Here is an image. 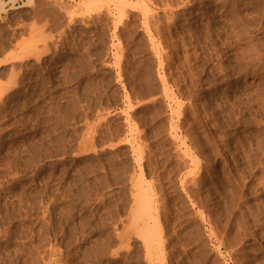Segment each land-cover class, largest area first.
Wrapping results in <instances>:
<instances>
[{"label":"rangeland","instance_id":"374dc122","mask_svg":"<svg viewBox=\"0 0 264 264\" xmlns=\"http://www.w3.org/2000/svg\"><path fill=\"white\" fill-rule=\"evenodd\" d=\"M0 5V264H264V0Z\"/></svg>","mask_w":264,"mask_h":264},{"label":"bare ground","instance_id":"6f19581e","mask_svg":"<svg viewBox=\"0 0 264 264\" xmlns=\"http://www.w3.org/2000/svg\"><path fill=\"white\" fill-rule=\"evenodd\" d=\"M153 1V0H152ZM172 1V0H171ZM174 1V0H173ZM181 1V0H180ZM60 2H62V1H60ZM81 2V1H80ZM157 2V1H156ZM176 2V1H175ZM183 2V1H182ZM221 2V1H220ZM223 2V1H222ZM59 3V2H58ZM64 3V2H63ZM92 3V2H91ZM119 3H122V2H119ZM159 3V2H158ZM168 3V2H167ZM53 4H56V1H55V3H53ZM125 4V2H123V5ZM172 3H170V5H171ZM187 4V3H186ZM234 4V3H233ZM57 5V4H56ZM68 5V4H67ZM89 5V4H88ZM119 5V4H118ZM128 6H129V4H127ZM224 5V4H223ZM1 6V5H0ZM4 6V5H3ZM48 6V5H47ZM46 6V7H47ZM59 6H61V5H59ZM191 6V5H190ZM197 7V6H196ZM119 8V7H118ZM124 8H125V5H124ZM177 8V7H176ZM185 8V7H184ZM41 9H43V8H41ZM40 9V10H41ZM48 9H51V8H48ZM58 9H59V7H58ZM197 9H198V7H197ZM206 9V8H205ZM37 10V9H36ZM52 11H53V9H51ZM55 10V9H54ZM119 10V9H118ZM175 10V9H174ZM187 10V9H186ZM45 11V10H44ZM46 11H47V9H46ZM120 11V13H119V15L121 16V14L124 12H122L121 13V11L122 10H119ZM173 11V10H172ZM237 11V10H236ZM54 12V11H53ZM62 12V11H61ZM68 12V11H67ZM69 12H70V10H69ZM147 12H149V9H147ZM146 12V14H149V13H147ZM163 12H165V11H163ZM224 12V11H223ZM48 13H50V12H48ZM57 13V12H56ZM71 13V12H70ZM203 13V12H202ZM207 13V12H206ZM230 13H232V12H230ZM238 13V12H237ZM41 14V13H40ZM61 14V13H60ZM60 14H58V15H60ZM65 14V13H64ZM200 14V13H199ZM52 15V14H51ZM55 15V14H54ZM155 15V14H154ZM181 15V14H180ZM233 15V14H232ZM238 15V14H237ZM53 16V15H52ZM62 16H63V12H62ZM56 17V16H55ZM59 17V16H58ZM58 17H57V19H58ZM167 17V16H166ZM150 18V17H149ZM154 18V17H153ZM206 18H207V16H206ZM215 18V17H214ZM258 18V17H257ZM51 19H52V17H51ZM54 19V18H53ZM151 19V18H150ZM157 19V18H156ZM59 20V19H58ZM155 20V19H154ZM251 20H252V18H251ZM250 20V21H251ZM148 21V20H147ZM244 21V20H243ZM151 22H153V20L151 21ZM156 22V21H155ZM203 22V21H202ZM229 22V21H228ZM57 23H59V22H57ZM243 23V22H242ZM54 24V23H53ZM156 24H158V23H156ZM246 24V23H245ZM253 24V23H252ZM153 25H154V23H153ZM159 25H160V23H159ZM159 25H157V26H159ZM157 26H155L156 28H157ZM204 26V25H203ZM248 26V25H247ZM218 27V26H217ZM252 27V26H251ZM244 28V27H243ZM149 29V28H148ZM242 29V28H241ZM247 29V28H246ZM200 30V29H199ZM148 31V30H147ZM157 31V30H156ZM163 31V30H162ZM223 31V30H222ZM221 31V32H222ZM248 31V30H247ZM220 32V33H221ZM231 32V31H230ZM206 33H208V32H206ZM227 33V32H226ZM248 33V32H247ZM247 33H245V34H247ZM204 35V34H203ZM209 36H211L212 37V35H209ZM247 36H248V34H247ZM196 37V36H195ZM256 37V36H255ZM192 39V38H191ZM213 39V38H212ZM258 39V38H257ZM194 40V39H193ZM206 40V39H205ZM3 41V40H2ZM196 41H199V40H196ZM201 41V40H200ZM226 41V40H225ZM230 41V40H229ZM249 41V40H248ZM5 42V41H4ZM9 42H11V41H9ZM245 42H247V41H245ZM251 42V41H250ZM258 42H259V40H258ZM152 43V42H151ZM209 43V42H208ZM223 43V42H222ZM226 43V42H225ZM243 43H244V41H243ZM253 43V42H252ZM207 44V43H206ZM187 45V44H186ZM200 45V44H199ZM235 45V44H234ZM247 45H248V43H247ZM261 45V44H260ZM201 46V45H200ZM212 46V45H211ZM220 46V45H219ZM223 46V45H222ZM253 46V45H252ZM255 46V45H254ZM258 46V45H257ZM0 47H2V46H0ZM30 47V46H29ZM154 47H155V45H154ZM184 47H185V45H184ZM233 47V46H232ZM246 47V46H245ZM260 47V46H259ZM25 48V47H24ZM27 48V47H26ZM208 48V47H207ZM207 48H206V50H207ZM251 48V47H250ZM29 49V48H28ZM32 50L34 49V48H31ZM257 49V48H256ZM23 49L21 48V51H22ZM30 50V49H29ZM28 50V51H29ZM209 50V49H208ZM214 50V49H213ZM228 50V49H227ZM263 50V49H262ZM18 51V50H17ZM201 51H202V48H201ZM256 51V50H255ZM260 51V50H259ZM19 52V51H18ZM31 52V51H30ZM30 52H28V53H30ZM159 52V51H158ZM204 52V51H203ZM213 52V51H212ZM215 52V51H214ZM232 52V51H231ZM252 52V51H251ZM26 53V52H25ZM36 52H34V54H35ZM240 53V52H239ZM254 53V52H253ZM255 53H257V52H255ZM33 54V53H32ZM33 54V55H34ZM39 54V53H38ZM198 54V53H197ZM217 54V53H216ZM219 54V53H218ZM242 54V53H241ZM28 55H30V54H28ZM37 55V54H36ZM262 55V54H261ZM23 56V55H22ZM21 55H20V57H22ZM191 56V55H190ZM246 56V55H245ZM244 56V57H245ZM257 56V55H256ZM260 56V55H259ZM27 57V56H26ZM25 57V58H26ZM210 57V56H209ZM251 57V56H250ZM23 58V57H22ZM28 58V57H27ZM29 58H31V57H29ZM168 58V57H167ZM214 58V57H213ZM12 59H17V57L16 58H12ZM24 59V58H23ZM22 59V60H23ZM38 59V58H37ZM163 59H165V58H163ZM244 59V58H243ZM253 59V58H252ZM13 60V61H14ZM187 60V59H186ZM188 60H190V58L188 59ZM210 60V59H209ZM39 61V60H38ZM166 61V60H165ZM253 61V60H252ZM257 61V60H256ZM192 62V61H191ZM249 62V61H248ZM13 63V62H12ZM187 63V62H186ZM37 64V63H36ZM167 64H168V62H167ZM215 64V63H214ZM252 64V63H251ZM14 65V64H13ZM31 65V64H30ZM245 65H247V64H245ZM191 66V65H190ZM224 66V65H223ZM13 67V66H12ZM166 67V66H165ZM254 67V66H253ZM13 68H15V67H13ZM167 68V67H166ZM243 68V67H242ZM255 68V67H254ZM15 70V69H14ZM229 70V69H228ZM11 71H12V68H11ZM16 71V70H15ZM14 71V72H15ZM168 71H169V69H168ZM182 71V70H181ZM13 72V74H14V76H15V78H16V72L14 73ZM180 72V71H179ZM184 72V71H183ZM191 72V71H190ZM229 72V71H228ZM240 72V71H239ZM1 73V72H0ZM12 73V72H11ZM18 73V72H17ZM20 73V72H19ZM18 73V74H19ZM11 75V74H10ZM180 75H182V73L180 74ZM224 75V74H223ZM228 75V74H227ZM19 76V75H18ZM164 76V75H163ZM234 76V75H233ZM12 77V76H11ZM165 77V76H164ZM182 77V76H181ZM192 77V76H191ZM161 78V77H160ZM228 78V77H227ZM234 78V77H233ZM18 79V78H17ZM191 79V78H190ZM11 80H12V78H11ZM16 80V79H15ZM22 80V79H21ZM181 80H182V78H181ZM180 80V81H181ZM210 80V79H209ZM224 81V80H223ZM234 81V80H233ZM12 83H13V81H11ZM161 82H163V81H161ZM11 83V84H12ZM14 83H16V81L14 82ZM166 83V82H165ZM164 83V84H165ZM175 83V82H174ZM206 83V82H205ZM178 84V83H177ZM243 84V83H242ZM263 84V83H262ZM15 85V84H14ZM167 85V84H166ZM180 85V84H179ZM225 85V84H224ZM16 86V85H15ZM167 87V86H166ZM179 87V86H178ZM164 88V87H163ZM225 89V88H224ZM183 90V89H182ZM7 91V90H6ZM179 91V90H178ZM186 91H188V90H186ZM217 91V90H216ZM225 91V90H224ZM3 92V91H2ZM1 93V92H0ZM165 93V92H164ZM185 93V92H184ZM189 93V92H188ZM240 94H241V92H240ZM244 94V93H243ZM168 94L167 93H165V96H167ZM192 95V94H191ZM216 95V94H215ZM182 96V95H181ZM180 96V97H181ZM184 96H185V94H184ZM190 96V95H189ZM244 96V95H243ZM262 96V95H261ZM0 98H1V96H0ZM189 98V97H188ZM187 98V99H188ZM228 98V97H227ZM251 98V97H250ZM259 98V97H258ZM171 99V98H170ZM260 99V98H259ZM180 100V99H179ZM215 100V99H214ZM232 101V100H231ZM256 101V100H255ZM259 101V100H258ZM261 101V100H260ZM4 102V101H3ZM202 102V101H201ZM206 102V101H205ZM211 102V101H210ZM247 102V101H246ZM198 103V102H197ZM196 103V104H197ZM188 104V103H187ZM202 104V103H201ZM252 104V103H251ZM189 105V104H188ZM187 105V106H188ZM243 105V104H242ZM180 106V105H179ZM203 106V105H202ZM223 106V105H222ZM72 107V106H71ZM190 107V106H189ZM195 107V106H194ZM199 107V106H198ZM264 107V106H263ZM1 108V107H0ZM68 108V107H67ZM179 108V107H178ZM201 108V107H200ZM75 109V108H74ZM128 109V108H127ZM129 109H130V107H129ZM224 109V108H223ZM250 109V108H249ZM252 109V108H251ZM67 110V109H66ZM176 110V109H175ZM217 110V109H216ZM263 110V109H262ZM237 113V112H236ZM260 113V112H259ZM172 114V113H171ZM185 114V113H184ZM228 114V113H227ZM129 116V115H128ZM237 116V115H236ZM239 117V116H238ZM247 117V116H246ZM263 117V116H262ZM184 118V117H183ZM209 118V117H208ZM250 118V117H249ZM253 118V117H252ZM260 118V117H259ZM187 120V119H186ZM193 120V119H192ZM173 121V120H172ZM189 121V120H188ZM203 121V120H202ZM189 123V122H188ZM187 123V124H188ZM238 123V122H237ZM243 123V122H242ZM225 124V123H224ZM257 124V123H256ZM260 124V123H259ZM263 124V123H262ZM190 125V124H189ZM188 125V126H189ZM185 126V125H184ZM259 126V125H258ZM171 127V126H170ZM186 127V126H185ZM184 127V128H185ZM134 128V127H133ZM130 129V128H129ZM170 129H172V128H170ZM177 129V128H176ZM264 129V128H263ZM188 131H189V129H188ZM263 131V130H262ZM133 132V131H132ZM132 132H130V133H132ZM134 132H136V131H134ZM259 134V133H258ZM169 135V134H168ZM245 136V135H244ZM140 137V136H139ZM170 137V136H169ZM214 138V137H213ZM222 138V137H221ZM191 139V138H190ZM129 140V139H128ZM134 140V139H133ZM139 140H141V139H139ZM135 141V140H134ZM167 141H169V140H167ZM245 141V140H244ZM182 142V141H181ZM180 142V143H181ZM194 142V141H193ZM241 142V141H240ZM259 142H260V139H259ZM132 144V143H131ZM140 144V143H139ZM242 144V143H241ZM185 146H187V145H185ZM193 146H195V145H193ZM210 146V145H209ZM219 146V145H218ZM142 148V147H141ZM196 148V147H195ZM240 149V148H239ZM252 149V148H251ZM260 149V148H259ZM185 150V149H184ZM196 150H198V149H196ZM218 150V149H217ZM253 151H254V149H253ZM144 152V151H143ZM173 152V151H172ZM217 152V151H216ZM169 153V152H168ZM179 153H181V152H179ZM253 153V152H252ZM140 154V153H139ZM138 154V155H139ZM144 154V153H143ZM171 154V153H170ZM176 154V153H175ZM220 154V153H219ZM247 154V153H246ZM168 155V154H167ZM244 155H245V152H244ZM243 155V156H244ZM261 155H262V153H261ZM193 156V155H192ZM234 156V155H233ZM248 156V155H247ZM149 157V156H148ZM183 157V156H182ZM221 157V156H220ZM245 157V156H244ZM139 158V157H138ZM137 159V158H136ZM148 159V158H147ZM170 159V158H169ZM190 159V158H189ZM138 160V159H137ZM245 160V159H244ZM136 161V160H135ZM198 161V160H197ZM230 161V160H229ZM13 162V161H12ZM19 162V161H18ZM226 162V161H225ZM260 162V161H259ZM172 164V163H171ZM182 164V163H181ZM180 164V165H181ZM184 164V163H183ZM12 165V164H11ZM178 166V165H177ZM12 167H13V165H12ZM24 168V167H23ZM261 169V168H260ZM181 170V169H180ZM185 170V169H184ZM248 171V170H247ZM188 172V171H187ZM264 172V171H263ZM15 173V172H14ZM189 174H190V171L188 172ZM20 174V173H19ZM180 174V173H179ZM178 174V175H179ZM15 175V174H14ZM18 175V174H17ZM141 175H142V173H141ZM193 175V174H192ZM197 175V174H196ZM264 175V174H263ZM14 177H16V176H14ZM13 177V178H14ZM185 177V176H184ZM258 177V176H257ZM260 177V176H259ZM197 178V177H196ZM139 179V178H138ZM198 179V178H197ZM240 179V178H239ZM257 179V178H256ZM259 179V178H258ZM263 179V178H262ZM186 180V179H185ZM13 181V180H12ZM139 181V180H138ZM140 181H141V178H140ZM198 181V180H197ZM239 181V180H238ZM20 182V181H19ZM241 182V181H240ZM261 182V181H260ZM135 183H137V181L135 182ZM134 183V184H135ZM148 183V182H147ZM189 183V182H188ZM15 184V183H14ZM181 184V183H180ZM193 184V183H192ZM263 184V183H262ZM27 185V184H26ZM28 185H30V184H28ZM242 185V184H241ZM250 185V184H249ZM134 186V185H133ZM190 186H192V185H190ZM236 186V185H235ZM243 186V185H242ZM257 186V185H256ZM142 186H140V188H141ZM145 187V186H144ZM186 188H188V185L186 186ZM145 189V188H144ZM239 189V188H238ZM241 189V188H240ZM149 190V189H148ZM148 190L146 191V192H148ZM152 190V189H151ZM187 190V189H186ZM138 191V190H137ZM141 190L139 189V192H140ZM184 191V190H183ZM254 191H255V189H254ZM77 192V191H76ZM143 192V191H142ZM150 192H153V191H150ZM246 192V191H245ZM252 192V191H251ZM258 192H259V190H258ZM136 193V192H135ZM145 193V192H144ZM143 193V194H144ZM253 193V192H252ZM254 193H256V192H254ZM142 194V193H141ZM196 194V193H195ZM147 195V193L145 194V196L143 195V199L141 198V200H139L140 201V206H138V207H140V209L139 210H141V212H138V214L139 213H142L143 214V217L144 216H147V217H145V218H151V216H152V214H151V212H152V210H151V202L149 201V199H152L151 197H147L146 196ZM149 195V194H148ZM153 195V194H152ZM256 195V194H255ZM11 196V195H10ZM257 196V195H256ZM242 197V196H241ZM10 198V197H9ZM20 200V199H19ZM190 200V199H189ZM196 200V199H195ZM194 200V201H195ZM10 202V201H9ZM22 202V201H21ZM19 203V202H18ZM241 203V202H240ZM256 204V203H255ZM261 204H262V202H261ZM22 205V204H21ZM27 205V204H26ZM29 205H30V203H29ZM263 205V204H262ZM17 206V205H16ZM23 206V205H22ZM41 206V205H40ZM160 206V205H159ZM158 206V207H159ZM237 206V205H236ZM245 206V205H244ZM24 207V206H23ZM33 207V206H32ZM42 207V206H41ZM138 207L136 208V210H133V212H131V213H136V212H134V211H137V209H138ZM246 207H247V205H246ZM250 207V206H249ZM16 208V207H15ZM31 208V207H30ZM88 208V207H87ZM244 208V207H243ZM26 209V208H25ZM43 209H44V207H43ZM47 209V208H46ZM49 209V208H48ZM238 209V208H237ZM241 209V208H240ZM248 209V208H247ZM259 209V208H258ZM45 210V209H44ZM43 210V211H44ZM131 210V209H130ZM138 210V211H139ZM232 210V209H231ZM245 211V210H244ZM49 212V211H48ZM46 213V212H45ZM141 214V215H142ZM251 214V213H250ZM256 214V213H255ZM5 215V214H4ZM41 215V214H40ZM140 215V216H141ZM157 215V214H156ZM241 215V214H240ZM1 216V215H0ZM8 216V215H7ZM28 216V215H27ZM135 216V215H134ZM140 216H138V218L140 217ZM229 216V215H228ZM29 217H30V215H29ZM46 217V216H45ZM68 217V216H67ZM142 217V216H141ZM241 217V216H240ZM37 218H39V217H37ZM42 218H43V215H42ZM47 218V217H46ZM132 218H134V217H132ZM153 218H155V217H153ZM13 219V218H12ZM45 219V218H44ZM48 220V219H47ZM136 220H137V218H136ZM210 220V219H209ZM43 221V220H42ZM140 221V220H139ZM152 221H153V219H152ZM154 221H156V219L154 220ZM153 221V222H154ZM44 222V221H43ZM46 222V221H45ZM133 222H135V219H134V221ZM137 222V221H136ZM135 222V223H136ZM145 222V221H144ZM235 222H236V220H235ZM135 223H133V224H135ZM140 223V222H139ZM156 223V222H155ZM158 223V222H157ZM257 223V222H256ZM255 223V224H256ZM131 224H132V221H131ZM131 224H129V227H131L130 225ZM138 224V223H137ZM227 224V223H226ZM239 224V223H238ZM253 224V223H252ZM259 224V223H258ZM45 225V224H44ZM48 226V225H47ZM157 226V225H156ZM213 226V225H212ZM46 227V226H45ZM230 227V226H229ZM264 227V226H263ZM133 228V227H132ZM131 228V229H132ZM139 228H140V226H139ZM139 228H137L138 230H139ZM255 228V227H254ZM152 229V228H151ZM216 229V228H215ZM256 229V228H255ZM3 230V229H2ZM66 230V229H65ZM77 230V229H76ZM80 230V229H79ZM138 230H136V231H138ZM142 230V229H141ZM140 230V231H141ZM155 230V229H154ZM241 230V229H240ZM157 231V230H156ZM159 231V230H158ZM236 231V230H235ZM239 231V230H238ZM243 231V230H242ZM9 232V231H8ZM11 232V231H10ZM39 232H41V231H39ZM61 232V231H60ZM250 232V231H249ZM3 233V232H2ZM46 233V232H45ZM236 233V232H235ZM239 233H240V231H239ZM247 233V232H246ZM38 234V233H37ZM40 234V233H39ZM47 234H48V232H47ZM83 234V233H82ZM81 234V235H82ZM127 234V233H126ZM138 234V233H137ZM140 234V233H139ZM162 234V233H161ZM160 234V235H161ZM244 234V233H243ZM243 234H242V236H243ZM250 234V233H249ZM10 235V234H9ZM8 235V236H9ZM147 235V234H146ZM225 235V234H224ZM70 236V235H69ZM126 236V235H125ZM128 236V235H127ZM217 236V235H216ZM219 236V235H218ZM229 236V235H228ZM246 236V235H245ZM245 236H243V237H245ZM263 236V235H262ZM122 237V236H121ZM142 237V236H141ZM155 238H156V236H154ZM233 237V236H232ZM242 237V238H243ZM252 237H254V236H252ZM264 237V236H263ZM126 238V237H125ZM131 238V237H130ZM228 238V237H227ZM231 238V237H230ZM234 238V237H233ZM31 239V238H30ZM121 239V238H120ZM123 239V238H122ZM140 239V238H139ZM151 239V236L150 237H148L147 238V242H146V244H147V250H149V251H151L152 249V247H155V246H153L152 244H154L153 242V239L152 240H150ZM157 239V238H156ZM159 239V238H158ZM255 239V238H254ZM126 240H128V239H126ZM125 240V241H126ZM145 240V239H144ZM166 240V239H165ZM81 241V240H80ZM124 242V241H123ZM234 244V243H233ZM236 244V243H235ZM238 244V243H237ZM248 244V243H247ZM72 245V244H71ZM79 245V244H78ZM125 245V244H124ZM127 245V244H126ZM121 246H123V245H121ZM129 246V245H128ZM157 247H158V249L160 250V252L162 253V247L158 244V245H156ZM232 246V245H231ZM234 246V245H233ZM237 246V245H236ZM106 247V246H105ZM120 247V246H119ZM127 247V246H126ZM160 247V248H159ZM219 247V246H218ZM235 247V246H234ZM14 248H15V246H14ZM32 248V247H31ZM28 249V248H27ZM36 249V248H35ZM38 249V248H37ZM54 249V248H53ZM88 249V248H87ZM92 249V248H91ZM126 249H128V248H126ZM154 249V248H153ZM231 249V248H230ZM255 249V248H254ZM33 250V249H32ZM40 250V249H39ZM51 250V249H50ZM60 250V249H59ZM90 250V249H89ZM122 250H125V249H122ZM146 250V251H147ZM233 250V249H232ZM14 251V250H13ZM53 251V250H52ZM80 251V250H79ZM88 251V250H87ZM129 251V250H128ZM127 251V252H128ZM155 252H156V249L154 250ZM245 251V250H244ZM19 252V251H18ZM30 252V251H29ZM41 252V251H40ZM43 252V251H42ZM70 252V251H69ZM234 252H235V250H234ZM243 252V251H242ZM25 253V252H24ZM47 253V252H46ZM55 253H57V252H55ZM105 253V252H104ZM146 253H150V252H146ZM157 253V252H156ZM248 253H249V251H248ZM256 253V252H255ZM3 254V253H2ZM7 254H8V252H7ZM11 254V253H10ZM15 255H16V253H14ZM32 254V253H31ZM59 254V253H58ZM66 254V253H65ZM69 254V253H68ZM72 254H74V253H72ZM93 254V253H92ZM147 254V255H148ZM152 254H153V251H152ZM152 254H150V255H152ZM246 254V253H245ZM9 255V254H8ZM12 255V254H11ZM64 255V254H63ZM67 255V254H66ZM71 255V254H70ZM147 255H145V256H147ZM237 255V254H236ZM10 256V255H9ZM8 256V257H9ZM39 256V255H38ZM43 256V255H42ZM49 256V255H48ZM60 256V255H59ZM117 256V255H116ZM3 257V256H2ZM10 257H12V256H10ZM25 257V256H24ZM40 257V256H39ZM54 257H56V256H54ZM58 257V256H57ZM105 257V256H104ZM113 257V256H112ZM159 257V256H158ZM157 257V258H158ZM236 257V256H235ZM249 257V256H248ZM12 258H14V257H12ZM34 258V257H33ZM47 258V257H46ZM60 258V257H59ZM62 258V257H61ZM60 258V259H61ZM98 258V257H97ZM100 258V257H99ZM237 258V257H236ZM5 259H6V257H5ZM11 259V258H10ZM10 259H9V261H10ZM52 259V258H51ZM134 259V258H133ZM136 259V258H135ZM148 259V258H147ZM146 259V260H147ZM156 259V258H155ZM261 259V258H260ZM29 260H30V258H29ZM42 260V259H41ZM49 260V259H48ZM65 260V259H64ZM161 260V259H160ZM13 261V260H12ZM37 261V260H36ZM36 261H34V262H36ZM51 261H53V260H51ZM50 261V262H51ZM74 261V260H73ZM245 261V260H244ZM8 262V261H7ZM15 262V261H14ZM23 262V261H22ZM43 262V261H42ZM45 262H46V260H45ZM76 262V261H75ZM160 262V261H159ZM13 263V262H12ZM52 263V262H51ZM69 263V262H68ZM109 263V262H108ZM148 263V262H147ZM157 263V262H156ZM155 263V264H156ZM162 263V262H161ZM32 264V263H31ZM40 264V263H39ZM43 264V263H42ZM45 264V263H44ZM54 264V263H53ZM67 264V263H66ZM73 264V263H72ZM75 264V263H74ZM163 264V263H162ZM238 264V263H237ZM240 264V263H239ZM246 264V263H245ZM252 264V263H251Z\"/></svg>","mask_w":264,"mask_h":264}]
</instances>
